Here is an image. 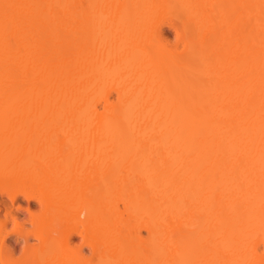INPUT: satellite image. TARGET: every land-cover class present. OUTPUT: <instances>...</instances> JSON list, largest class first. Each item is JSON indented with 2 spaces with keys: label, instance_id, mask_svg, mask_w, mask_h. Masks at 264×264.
I'll return each mask as SVG.
<instances>
[{
  "label": "bare ground",
  "instance_id": "obj_1",
  "mask_svg": "<svg viewBox=\"0 0 264 264\" xmlns=\"http://www.w3.org/2000/svg\"><path fill=\"white\" fill-rule=\"evenodd\" d=\"M0 264H264V0H0Z\"/></svg>",
  "mask_w": 264,
  "mask_h": 264
},
{
  "label": "rangeland",
  "instance_id": "obj_2",
  "mask_svg": "<svg viewBox=\"0 0 264 264\" xmlns=\"http://www.w3.org/2000/svg\"><path fill=\"white\" fill-rule=\"evenodd\" d=\"M2 197L3 198H6L5 195L2 196ZM18 201L20 202V205L21 206L17 205V203H16V205L14 207V210L18 214L19 218L21 220H24L25 221L27 219V216H28L27 211L25 210V207H24V206H26V201L21 196L18 198ZM30 205H31V208H34V209L38 208V205L34 201H30ZM12 237H13V235L10 236V238L11 239H14V237L13 238Z\"/></svg>",
  "mask_w": 264,
  "mask_h": 264
}]
</instances>
